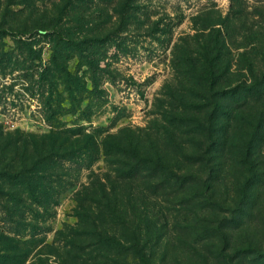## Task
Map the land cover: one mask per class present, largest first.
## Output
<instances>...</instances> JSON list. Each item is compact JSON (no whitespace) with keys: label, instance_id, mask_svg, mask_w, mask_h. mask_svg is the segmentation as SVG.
I'll use <instances>...</instances> for the list:
<instances>
[{"label":"trees","instance_id":"obj_1","mask_svg":"<svg viewBox=\"0 0 264 264\" xmlns=\"http://www.w3.org/2000/svg\"><path fill=\"white\" fill-rule=\"evenodd\" d=\"M57 17L39 33L73 42ZM224 29L176 46V88L169 93L174 102L162 132L125 128L103 140L89 133L72 142L75 133L52 130L38 139L0 126V194L13 203L5 209L14 223L13 234L0 232V264H48L51 254L60 264H264V69L242 54L251 76L237 77L233 63L240 50L228 43ZM260 30L249 36L261 41ZM73 44L93 71L92 88L70 77L62 55L53 56L54 67L42 78L53 89V79L63 73L86 118L91 107L82 108L84 93L103 102L101 62L116 41L91 36ZM101 152L111 173L78 192L75 224L58 229L52 243L38 238L48 229L37 222L39 216L48 221L40 209L48 214L58 204V161L81 154L94 162ZM231 170L236 174L227 183ZM159 196L185 211L177 235L168 229ZM191 203L202 211L195 222L189 220Z\"/></svg>","mask_w":264,"mask_h":264},{"label":"rangeland","instance_id":"obj_2","mask_svg":"<svg viewBox=\"0 0 264 264\" xmlns=\"http://www.w3.org/2000/svg\"><path fill=\"white\" fill-rule=\"evenodd\" d=\"M33 8L39 10L32 14ZM46 9L62 18L61 26L71 31L65 36L74 41L107 35L116 41L101 62L100 88L106 91L103 102L96 104L88 91L80 101L82 108L91 107L89 117L80 113L79 96L68 91L63 73L53 79V89L42 78L54 67L52 58L57 54L64 57L59 61L71 72L70 77H80L87 89L93 86V71L79 59L74 41L67 44L39 33L48 31L41 28L52 19L50 13L46 17ZM221 25L228 43L240 50L234 58L235 75L250 78L244 65L247 55L256 58L257 69H264V0H0V126L5 132L38 139L52 130L75 133L72 142H81L89 133L103 140L125 128L162 132L165 114L174 102L169 93L176 88L172 86L177 81L173 67L176 46ZM258 26L263 28L261 41L249 36ZM52 112L56 113L53 119ZM56 168L53 179L61 184L57 185L58 204L48 214L40 209L48 221L44 223L40 216L37 221L48 228L38 237H45L47 243L53 242L58 229L77 221L75 199L83 186L111 173L103 152L94 162L78 154L74 161H58ZM235 171H230L233 177L225 179L227 183L232 182ZM166 199L159 196L158 207L169 220V231L177 235L185 211L179 205L172 209ZM6 205L12 208L13 203L0 194V232L13 234L14 223ZM189 209V220L193 216L195 222L202 216L196 204L191 203ZM47 258L48 264H60L55 254Z\"/></svg>","mask_w":264,"mask_h":264}]
</instances>
